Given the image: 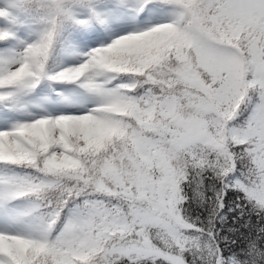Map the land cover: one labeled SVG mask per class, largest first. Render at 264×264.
Returning a JSON list of instances; mask_svg holds the SVG:
<instances>
[{
  "label": "snow or ice",
  "instance_id": "snow-or-ice-1",
  "mask_svg": "<svg viewBox=\"0 0 264 264\" xmlns=\"http://www.w3.org/2000/svg\"><path fill=\"white\" fill-rule=\"evenodd\" d=\"M0 121V264H264V0H0Z\"/></svg>",
  "mask_w": 264,
  "mask_h": 264
},
{
  "label": "rangeland",
  "instance_id": "rangeland-1",
  "mask_svg": "<svg viewBox=\"0 0 264 264\" xmlns=\"http://www.w3.org/2000/svg\"><path fill=\"white\" fill-rule=\"evenodd\" d=\"M167 20V15L163 13H157L155 11L149 13L144 21L143 24L139 23L137 20H130L128 22L129 30H132L133 28H139L144 27L145 25L153 24V22H162ZM78 60L76 57H70V56H59V63L61 65H69V64H75ZM52 92H60L65 95L72 92L71 86H59V85H53L51 89H49L46 85L41 86V98L47 97V100L50 102L46 106L50 109L53 107H59L63 108L65 111L75 112V111H82L83 109L80 106L79 100H77L76 103L72 105H57L55 103L57 97ZM90 106V105H89ZM0 126H3L2 121H0ZM17 205L23 206L24 201H15L14 202Z\"/></svg>",
  "mask_w": 264,
  "mask_h": 264
},
{
  "label": "trees",
  "instance_id": "trees-1",
  "mask_svg": "<svg viewBox=\"0 0 264 264\" xmlns=\"http://www.w3.org/2000/svg\"><path fill=\"white\" fill-rule=\"evenodd\" d=\"M162 22H165V20L162 21ZM155 23H161V22H153V24H155ZM56 63L57 64L59 63V57H57ZM52 93L55 94L54 92H52ZM4 171H16V172H19L21 170H19V169H14V170L13 169H8V170H6V169L3 168V166H0V172H4ZM230 197H231V193H229V195L225 196V207H224V210H223V212L227 213L228 216H229V220H228V224L229 225L232 223L231 217L235 215V213H228V207L230 206ZM253 219H255V218H253ZM217 227H219V225H217Z\"/></svg>",
  "mask_w": 264,
  "mask_h": 264
}]
</instances>
